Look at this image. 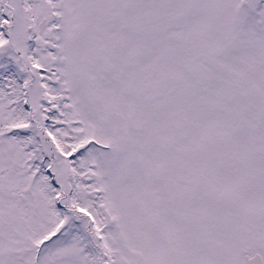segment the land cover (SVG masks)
I'll return each instance as SVG.
<instances>
[{"label":"snow or ice","instance_id":"obj_1","mask_svg":"<svg viewBox=\"0 0 264 264\" xmlns=\"http://www.w3.org/2000/svg\"><path fill=\"white\" fill-rule=\"evenodd\" d=\"M0 264H264V0H0Z\"/></svg>","mask_w":264,"mask_h":264}]
</instances>
